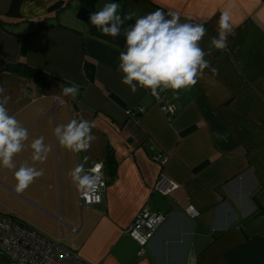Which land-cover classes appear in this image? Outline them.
I'll return each mask as SVG.
<instances>
[{
    "label": "crops",
    "instance_id": "crops-1",
    "mask_svg": "<svg viewBox=\"0 0 264 264\" xmlns=\"http://www.w3.org/2000/svg\"><path fill=\"white\" fill-rule=\"evenodd\" d=\"M108 2L21 0L11 15L12 0H0V87L9 115L29 134L16 167H0V214L16 215L90 264H264V0H117L122 16L135 13L124 28L157 9L203 24L205 52L229 13L227 47L205 56L209 67L197 83L159 92L171 117L150 90L133 94L121 84L123 28L114 39L77 18L81 6L92 14ZM11 64L45 78L5 70ZM70 84L78 94L61 99ZM81 118L94 124L95 139L73 153L55 128ZM41 136L50 151L34 162L30 145ZM156 154L168 158L164 167ZM85 161L86 171L101 163L106 182L93 208L80 206L69 176ZM25 164L43 175L18 193L14 173ZM161 171L178 186L167 196L154 190ZM143 206L166 221L139 256L126 231ZM0 264L12 263L0 257Z\"/></svg>",
    "mask_w": 264,
    "mask_h": 264
},
{
    "label": "clouds",
    "instance_id": "clouds-1",
    "mask_svg": "<svg viewBox=\"0 0 264 264\" xmlns=\"http://www.w3.org/2000/svg\"><path fill=\"white\" fill-rule=\"evenodd\" d=\"M119 8L117 0H109L101 10L90 15L89 22L103 36L114 39L121 35L123 28L124 48L119 54L118 68L121 84L133 94L138 89H144L158 97L160 91L172 90L175 93L195 85L203 70L209 67L205 56L212 50H224L232 33L230 16L225 11L218 20L217 36L211 39L209 51L205 52L200 46L206 35L203 24L181 22L180 16L175 13H169L171 18H166L164 11L157 9L136 18L134 24L124 28L125 22L132 20L135 13L122 16ZM78 92L75 84L64 86L61 88V99L75 98ZM4 93L5 89L0 87V167L14 169L13 158L23 150L29 134L14 116L9 115L6 108L9 97ZM93 127L94 124L87 119H72L66 125L57 126L55 136L66 150L86 152L95 139ZM30 148L34 162L47 159L50 147L45 145L42 136L33 140ZM86 162L69 172L83 199H88L90 194L99 190V177L95 175L99 172V165L86 171ZM42 175V170L21 165L14 173L15 191L23 192ZM99 200V195H96L95 202Z\"/></svg>",
    "mask_w": 264,
    "mask_h": 264
},
{
    "label": "built area",
    "instance_id": "built-area-1",
    "mask_svg": "<svg viewBox=\"0 0 264 264\" xmlns=\"http://www.w3.org/2000/svg\"><path fill=\"white\" fill-rule=\"evenodd\" d=\"M154 97V96H153ZM162 106L163 112L170 117L174 116L175 110L164 105L163 97H154ZM128 116L134 115L130 110ZM160 167L168 163L166 156L156 154L152 157ZM99 165V190L90 194L88 199H78L81 207L93 208L101 204L102 192L106 188L101 163H94L90 168ZM177 184L167 178L161 171L155 184L154 190L163 196L170 195L177 189ZM99 195V202H95V196ZM186 214L191 218L199 216L193 207H187ZM165 216L159 212H152L147 206H143L137 216L133 219L126 231L139 246L138 255L144 254L145 248L154 237L156 232L164 225ZM77 230L72 229L73 233ZM0 257L9 260L13 264H90L82 259L77 253L65 248L57 240L48 236L40 229L18 218L13 214H0Z\"/></svg>",
    "mask_w": 264,
    "mask_h": 264
},
{
    "label": "trees",
    "instance_id": "trees-1",
    "mask_svg": "<svg viewBox=\"0 0 264 264\" xmlns=\"http://www.w3.org/2000/svg\"><path fill=\"white\" fill-rule=\"evenodd\" d=\"M20 1L21 0H12L11 10H10L9 14H11V15L17 14L18 5H19ZM5 70L13 72L15 74H18L22 77L32 78L35 80H42L45 78V75L42 72H40V71H38L32 67H29L25 64H11V65H8ZM108 161H109V163H108L109 168H111L112 165L115 166V163L113 162V160L110 157H108ZM112 168H111V170H112Z\"/></svg>",
    "mask_w": 264,
    "mask_h": 264
},
{
    "label": "water",
    "instance_id": "water-1",
    "mask_svg": "<svg viewBox=\"0 0 264 264\" xmlns=\"http://www.w3.org/2000/svg\"><path fill=\"white\" fill-rule=\"evenodd\" d=\"M91 15V11L85 7V6H81L79 9H78V12H77V18L82 21V22H87L89 17Z\"/></svg>",
    "mask_w": 264,
    "mask_h": 264
},
{
    "label": "rangeland",
    "instance_id": "rangeland-1",
    "mask_svg": "<svg viewBox=\"0 0 264 264\" xmlns=\"http://www.w3.org/2000/svg\"><path fill=\"white\" fill-rule=\"evenodd\" d=\"M187 209V208H186ZM185 213H186V210H185ZM188 215V214H187ZM189 216V215H188Z\"/></svg>",
    "mask_w": 264,
    "mask_h": 264
}]
</instances>
